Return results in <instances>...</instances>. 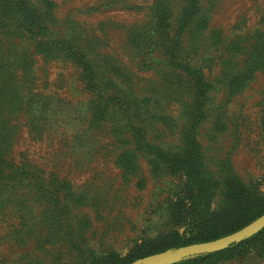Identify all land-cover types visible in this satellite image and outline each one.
<instances>
[{"label":"rangeland","instance_id":"obj_1","mask_svg":"<svg viewBox=\"0 0 264 264\" xmlns=\"http://www.w3.org/2000/svg\"><path fill=\"white\" fill-rule=\"evenodd\" d=\"M158 1L0 0V264H106L189 234L184 176L147 148L179 150L188 70L209 83L196 138L210 208L228 177L264 196V0H197L175 63L185 1L164 0V34ZM203 264H264V240Z\"/></svg>","mask_w":264,"mask_h":264},{"label":"trees","instance_id":"obj_2","mask_svg":"<svg viewBox=\"0 0 264 264\" xmlns=\"http://www.w3.org/2000/svg\"><path fill=\"white\" fill-rule=\"evenodd\" d=\"M184 1L185 7L183 8L181 23L177 26L170 39L172 43L170 44V50H166L169 59L173 63H175L176 59L175 49L177 47L175 45L179 41L177 38L181 30L187 26L191 16L197 11V0ZM165 2L161 0L155 5V31L161 34H164L165 27L168 26V12ZM206 24V18L201 19L199 22L202 28ZM83 65L85 64L83 63ZM183 68L187 70V68ZM188 71L196 89L192 106L193 115L183 128L179 138L181 144L179 150H176V152L163 150L153 144H148L147 148L154 156V158H150L154 169H159L161 164L168 165L167 169L170 172H179L184 176L182 190L190 201L187 208L190 212L186 221V225H188L190 230L189 234L180 235L173 233L166 236H158L154 240L144 241L140 247L128 255L110 260L106 264H128L137 258L157 253L170 247L177 248L183 245L213 240L240 229L264 213V196L239 182L236 177H228L222 182L223 202L216 209L210 208V200L216 189V184L204 174L203 156L200 144L196 138L197 126L204 117L202 106L209 83L204 80L198 70ZM99 112L104 115L106 107L100 105ZM131 161H133V158L127 154V151L120 155L119 162L123 166L127 163L130 164ZM174 209L173 213L176 218H181V211H178L180 209L179 203H174ZM262 240H264V227L252 236L240 242L232 243L222 250L198 254L172 264H203L212 258L217 259V261L225 260L232 257L237 250L250 247Z\"/></svg>","mask_w":264,"mask_h":264},{"label":"water","instance_id":"obj_3","mask_svg":"<svg viewBox=\"0 0 264 264\" xmlns=\"http://www.w3.org/2000/svg\"><path fill=\"white\" fill-rule=\"evenodd\" d=\"M264 227V213L241 227L240 229L224 235L222 237L205 241L179 246L175 249H167L157 253L149 254L138 258L128 264H172L182 259L202 253H211L222 250L232 243L252 236Z\"/></svg>","mask_w":264,"mask_h":264}]
</instances>
